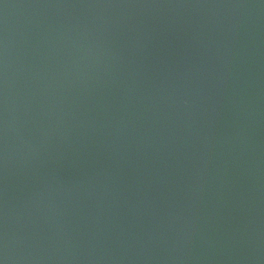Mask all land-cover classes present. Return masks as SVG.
Instances as JSON below:
<instances>
[{
	"label": "water",
	"instance_id": "obj_1",
	"mask_svg": "<svg viewBox=\"0 0 264 264\" xmlns=\"http://www.w3.org/2000/svg\"><path fill=\"white\" fill-rule=\"evenodd\" d=\"M0 264H264V0H0Z\"/></svg>",
	"mask_w": 264,
	"mask_h": 264
}]
</instances>
